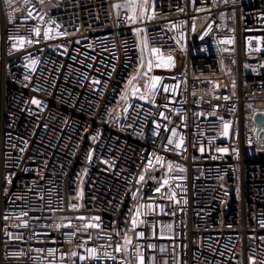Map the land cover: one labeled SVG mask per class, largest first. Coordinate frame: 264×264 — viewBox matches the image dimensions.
Wrapping results in <instances>:
<instances>
[{
    "label": "built area",
    "instance_id": "built-area-1",
    "mask_svg": "<svg viewBox=\"0 0 264 264\" xmlns=\"http://www.w3.org/2000/svg\"><path fill=\"white\" fill-rule=\"evenodd\" d=\"M127 5L0 0V264H264V0Z\"/></svg>",
    "mask_w": 264,
    "mask_h": 264
},
{
    "label": "water",
    "instance_id": "water-1",
    "mask_svg": "<svg viewBox=\"0 0 264 264\" xmlns=\"http://www.w3.org/2000/svg\"><path fill=\"white\" fill-rule=\"evenodd\" d=\"M255 122L260 130V128L264 126V114H256ZM260 139L263 140L262 134L260 135Z\"/></svg>",
    "mask_w": 264,
    "mask_h": 264
},
{
    "label": "rangeland",
    "instance_id": "rangeland-1",
    "mask_svg": "<svg viewBox=\"0 0 264 264\" xmlns=\"http://www.w3.org/2000/svg\"><path fill=\"white\" fill-rule=\"evenodd\" d=\"M121 11L128 12L129 14L134 13V7L132 5H127V6H121L119 7Z\"/></svg>",
    "mask_w": 264,
    "mask_h": 264
},
{
    "label": "snow or ice",
    "instance_id": "snow-or-ice-1",
    "mask_svg": "<svg viewBox=\"0 0 264 264\" xmlns=\"http://www.w3.org/2000/svg\"><path fill=\"white\" fill-rule=\"evenodd\" d=\"M133 6H134V0H133ZM153 52H156L157 50L156 49H153L152 50ZM170 59V58H169ZM149 70H151V63H149ZM153 87H154V85H153ZM33 103H38L37 101H33ZM227 127V126H226ZM141 180H143V177H141ZM133 223H135V221L133 222Z\"/></svg>",
    "mask_w": 264,
    "mask_h": 264
}]
</instances>
